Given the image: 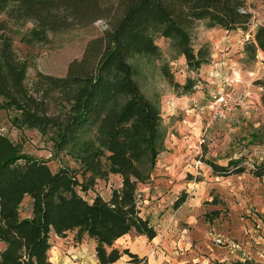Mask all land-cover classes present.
I'll use <instances>...</instances> for the list:
<instances>
[{"label":"trees","instance_id":"1","mask_svg":"<svg viewBox=\"0 0 264 264\" xmlns=\"http://www.w3.org/2000/svg\"><path fill=\"white\" fill-rule=\"evenodd\" d=\"M116 9L109 31L87 43L81 59L69 63L65 77L37 73L30 88L25 81L31 65L16 57L11 38L0 36V109L18 114L15 126L53 136L56 149L78 163L84 181L19 156L0 135V264H53L51 233L63 237L74 230L94 240L95 264H115L123 256L127 264H148L146 257L114 247L130 232L155 239V229L140 214L137 192L164 151L160 106L142 93L131 61L157 56L159 36L171 41L189 68L198 70L209 63L210 51L202 46L194 53L189 31L195 22L227 32L246 31L252 22L245 0H117ZM0 13L14 23L33 24L21 39L28 47L47 44L49 34L112 15L102 0H0ZM258 51L264 54V27H257L243 44L249 61ZM253 84L261 89L264 109V61L262 77ZM192 86L189 82L183 92ZM207 165L219 176L244 172L239 161H230L231 169ZM111 174L121 178V187L108 199L96 196L89 203L77 194L76 187L87 191ZM253 174L264 176V165ZM25 197L31 200V215L20 218Z\"/></svg>","mask_w":264,"mask_h":264},{"label":"rangeland","instance_id":"2","mask_svg":"<svg viewBox=\"0 0 264 264\" xmlns=\"http://www.w3.org/2000/svg\"><path fill=\"white\" fill-rule=\"evenodd\" d=\"M245 1L252 14L249 28L227 32L208 29L204 21L195 22L189 31L194 53L202 46H208L210 56L213 49L224 53L221 41L227 40L235 44L233 56L237 57V45L241 47L252 39L257 27H264V0ZM116 4L117 0H102V6L112 11L110 17L49 34L47 44L34 47L21 41L33 24L14 23L0 13V36L11 38L16 57L31 65L26 86L31 87L37 73L65 77L69 63L81 59L87 43L109 31L118 13ZM155 44L159 48L157 56L138 57L131 63L142 93L160 106L165 133L164 151L137 192L140 214L149 220L156 237L148 241L130 232L114 247L146 257L148 264H264V176L253 174L264 165V111L255 104L237 110L230 123H215L205 129L201 108L217 92L216 83L209 80L212 76L204 72L211 58L207 65L193 70L170 40L157 36ZM257 57L254 61L243 58L242 67H257L255 64L261 62ZM227 78L230 80V76ZM189 82L193 86L185 94L183 87ZM17 116L13 110L0 109V135L17 148L19 156L43 161L52 173L67 170L84 183L78 163L56 149L53 136L15 126L13 118ZM174 152L179 155L173 156ZM230 161H239L244 172L219 176L207 165L210 162L231 169ZM120 187L121 178L111 174L87 191L76 187V192L90 203L96 196L108 199ZM181 198L184 202L176 207ZM30 205V198L25 197L19 208L20 218L30 217ZM94 243L85 234L77 236L76 230L60 238L51 233L49 259L56 264H93ZM3 249L0 243V252ZM115 264H127V257Z\"/></svg>","mask_w":264,"mask_h":264},{"label":"crops","instance_id":"3","mask_svg":"<svg viewBox=\"0 0 264 264\" xmlns=\"http://www.w3.org/2000/svg\"><path fill=\"white\" fill-rule=\"evenodd\" d=\"M223 47L226 48V52H220L217 49H213L211 52V65L204 69L205 73H210L212 76L209 80H214L217 85V92L221 89L220 87L223 85L222 80L230 76V89L234 92L241 93V92H248L251 94V99H249L248 105L246 109L250 106H254L257 104L262 111H264L263 107L261 106L260 102V95L261 89L254 86V82L259 80L262 77L263 72V61H264V54L260 51L257 52V58L261 60V62H257L255 65L257 67H250L249 69L243 68V58L247 59L245 53L243 52V45H237L239 47L237 53V57H234L233 54L236 51L235 44L233 46V42L222 40L221 41ZM230 48V49H229ZM258 65L262 67L259 68ZM257 69V72L255 71ZM222 84V85H221ZM221 85V86H220ZM178 146V145H177ZM181 147H178L176 150L180 151ZM179 153L174 152L173 156H177ZM170 160H174L175 157H170ZM176 161V160H175ZM60 238V237H56ZM118 241V240H117ZM95 244V243H94ZM95 248V246H94ZM95 259V257H93ZM93 261V259L91 260ZM53 264H56L54 261H51ZM96 263V260L93 262Z\"/></svg>","mask_w":264,"mask_h":264},{"label":"built area","instance_id":"4","mask_svg":"<svg viewBox=\"0 0 264 264\" xmlns=\"http://www.w3.org/2000/svg\"><path fill=\"white\" fill-rule=\"evenodd\" d=\"M220 88L218 92L209 96L201 108L205 129L215 123H230L237 110L245 109L251 99V94L248 92L232 91L226 78Z\"/></svg>","mask_w":264,"mask_h":264}]
</instances>
